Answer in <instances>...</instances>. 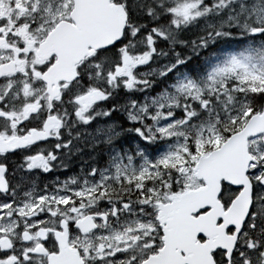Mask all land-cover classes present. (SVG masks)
<instances>
[{"label":"snow or ice","instance_id":"snow-or-ice-1","mask_svg":"<svg viewBox=\"0 0 264 264\" xmlns=\"http://www.w3.org/2000/svg\"><path fill=\"white\" fill-rule=\"evenodd\" d=\"M0 264H264V0H0Z\"/></svg>","mask_w":264,"mask_h":264}]
</instances>
